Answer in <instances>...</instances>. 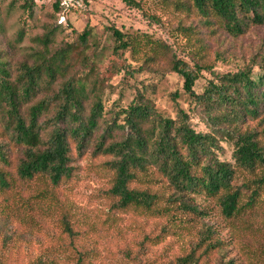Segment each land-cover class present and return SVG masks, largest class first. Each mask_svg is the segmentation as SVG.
<instances>
[{
  "label": "rangeland",
  "instance_id": "1",
  "mask_svg": "<svg viewBox=\"0 0 264 264\" xmlns=\"http://www.w3.org/2000/svg\"><path fill=\"white\" fill-rule=\"evenodd\" d=\"M69 17L70 27L58 26L51 3L0 0V57L9 62L14 74L22 62L41 64L40 85L32 100L54 97L63 82L71 80L79 87L85 112L95 101L103 107L94 137L81 151L71 143L72 177L58 186L49 185L55 203L46 200L40 205H24L45 183L38 176L18 179L11 190H0V256L4 264H32L39 256L54 257L59 264H77L75 247L85 252L88 264H178L177 258L200 242L205 230L214 231L212 240L220 239L222 244L208 255L202 254L203 248L198 250L203 255L201 263L264 264V190L254 210L230 218L222 213L216 197L201 194L191 199L200 206V214L176 209L173 219L174 215L119 211L112 208L117 198L110 193L115 176L108 164L112 155L94 151L97 135L108 125L113 126L107 133L109 140L130 128L125 122L126 109L134 102L147 103L162 117L175 118L184 109L196 130L208 131L200 108L184 90L183 76L171 69L172 53L191 67L203 66L194 85L202 93L210 80L224 73L247 66L254 73L260 71L264 24L250 23L243 34L234 36L221 24H205L200 15H186L165 0H141L140 7L122 0H93L86 12H70ZM181 25H191L193 32L185 34ZM114 27L170 45L171 52H159L150 59L152 52L142 46L139 52L117 54ZM84 29L88 35L82 41L78 35ZM47 63L57 74L54 82H49ZM29 103L23 104L24 111ZM258 121L251 119V126ZM0 143L10 145L7 168L15 174L20 147L11 143L1 120ZM234 149L229 138L221 137L215 155L234 163ZM148 169V180L132 185L150 187L165 196L173 192L157 163ZM109 214H114V221L107 219ZM66 215L77 231L73 240L63 229Z\"/></svg>",
  "mask_w": 264,
  "mask_h": 264
},
{
  "label": "trees",
  "instance_id": "2",
  "mask_svg": "<svg viewBox=\"0 0 264 264\" xmlns=\"http://www.w3.org/2000/svg\"><path fill=\"white\" fill-rule=\"evenodd\" d=\"M31 1L32 4L51 3L56 24L64 26L57 22L62 12L57 0ZM122 1L129 6H141V0ZM165 1L186 15H200L205 24H221L234 36L243 34L250 23L264 24V0ZM72 24L69 21L67 25L70 27ZM180 29L185 34L193 32L191 25H181ZM112 33L117 54L128 50L139 52L142 46H148L152 52L150 59L159 52H171L170 45L147 36L137 38L116 27ZM87 35V29H84L78 38L85 41ZM171 56V69L183 76L184 90L200 108L209 130H196L184 109L179 110L177 117L170 118L156 115L147 103H132L126 109L125 121L130 128L121 137L113 136L109 140L107 133L113 126L108 125L97 135L94 149L95 153L112 155L108 164L115 171V176L110 193L117 198L112 208L145 215H174L175 219L176 209L200 214V206L191 199L201 194L216 197L222 213L228 218L247 209L254 210L264 190V59L258 64L260 71L257 73L251 66L224 73L217 80H210L205 90L198 93L194 85L203 66L196 64L191 67L177 59L174 53ZM8 64L0 57V120L11 143L20 147L21 154L13 174L7 168L11 161L10 145L0 143V190H11L18 179L33 180L38 176L45 183L37 187L24 205H40L46 200L55 203L56 196L49 185L58 186L72 177L74 157L71 143L75 142L79 151L86 146L100 125L103 107L100 101H95L85 112L79 87L71 80L64 81L54 97L32 100L40 85L41 64L22 62L16 74ZM47 69L51 78L49 82H54L57 74L50 63H47ZM26 103L30 105L24 111L23 104ZM251 119L259 120L257 126H251ZM115 124L123 129L126 127L125 124ZM221 137L232 141L234 163L215 155ZM154 163L173 189L168 196L152 191L150 187L132 185L133 181L144 183L148 180V168ZM109 218L114 221V214H109ZM63 229L72 240L75 238L77 231L68 215L63 217ZM211 232L214 231H203L200 242L177 258L178 264H203L202 256L222 244L220 239L212 240ZM201 248L203 255L197 254ZM75 249L79 252L75 255L76 263L88 264L85 252ZM71 258L74 259V255ZM0 264H4L1 256ZM32 264L59 262L51 256H39Z\"/></svg>",
  "mask_w": 264,
  "mask_h": 264
},
{
  "label": "built area",
  "instance_id": "3",
  "mask_svg": "<svg viewBox=\"0 0 264 264\" xmlns=\"http://www.w3.org/2000/svg\"><path fill=\"white\" fill-rule=\"evenodd\" d=\"M92 1L93 0H57L62 10L58 16L57 22L61 25H67L70 12H77L79 14L84 13L89 9Z\"/></svg>",
  "mask_w": 264,
  "mask_h": 264
}]
</instances>
